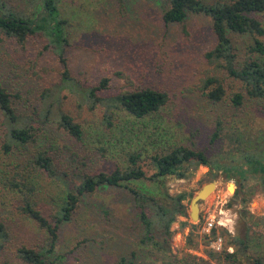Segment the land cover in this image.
<instances>
[{"label": "rangeland", "instance_id": "obj_1", "mask_svg": "<svg viewBox=\"0 0 264 264\" xmlns=\"http://www.w3.org/2000/svg\"><path fill=\"white\" fill-rule=\"evenodd\" d=\"M6 1L18 9L34 8V0ZM169 4V0H58L66 20V64L41 34L22 44L0 33V81L23 111L32 110L46 90H58L65 68L84 88L109 79L108 87L99 92L103 100L96 103L87 98L83 101L80 93L68 88L57 91L62 109L82 125L84 140L60 129L57 118L44 125L40 144L55 145L52 153L57 166L70 181L83 173L126 167L129 153L135 152L142 154L140 164L151 176L154 169L150 157L181 144L203 150L213 159L225 154L228 163L234 162L232 157H237L238 151L264 149V98L251 99L240 81L208 61L205 54L216 43L210 17L189 13L184 23H166L163 14ZM257 17L264 24V13ZM231 36L241 58L247 57L253 37ZM212 76L219 77L226 90L219 103L209 100L203 89L206 79ZM143 87L169 94V101L147 118L136 119L108 104L109 98L121 92ZM237 91L245 95L240 107L231 101ZM106 116H111V121ZM220 120L222 135L212 142ZM21 157L0 152V217L10 233L0 250V264H29L18 249L49 248L51 242L46 230L18 212L20 192L5 187ZM261 174L242 175L236 170L201 165L187 168L185 177L168 175L159 181H136L139 188L161 196L188 194V216H179L172 225L174 235L168 255L139 242L143 226L126 187L98 188L82 197L73 219L60 224L57 247L50 259L53 264H119L121 257L130 259L131 264H226L219 257H208L211 249L201 227L209 214L225 218L228 226L216 229L214 235L221 233L226 247L236 250L234 237H249L248 254L257 257L264 251ZM33 178L35 199L55 221L52 199L64 198L63 185L41 171H35ZM212 181L216 182L215 188L200 200V220H193L192 199ZM231 182L235 184L234 192L229 191ZM242 261L253 264V260Z\"/></svg>", "mask_w": 264, "mask_h": 264}, {"label": "trees", "instance_id": "obj_2", "mask_svg": "<svg viewBox=\"0 0 264 264\" xmlns=\"http://www.w3.org/2000/svg\"><path fill=\"white\" fill-rule=\"evenodd\" d=\"M169 7L164 11L166 23H184L189 13L204 14L211 18L212 30L216 36L214 47L205 54L209 62L215 64L217 70H225L230 77L240 81L251 99L264 98V24L257 17L264 13V0H169ZM31 11L15 8L6 0H0V33L25 44L34 35L46 37L55 49L61 61L64 57L68 38L65 32L66 20L62 17L58 0H34ZM231 33L250 34L253 41L248 47V55L241 58ZM65 68L62 84L57 85L60 91L68 88L80 93L81 99L87 98L92 103L102 101L99 92L106 89L109 79L103 78L99 85L82 87ZM204 92L207 98L215 103L224 100L226 90L219 77L206 79ZM56 88L45 91L41 100L30 111L19 109L14 95L0 81V152L4 155H21L20 162L12 171L13 176L7 180L5 187L20 192L21 201L17 204L18 212L35 221L40 228L47 231L51 240L49 248L37 249L22 246L18 253L29 264H53L50 254L55 251L59 239L60 224L73 219L78 211L82 197L94 193L102 187H126L132 195L138 209V216L143 226V234L139 242L146 247H153L156 252L168 255L171 253L173 238L172 225L179 216H188L185 192L164 196L139 188L135 182L145 179L159 181L168 175L186 176V169H197L201 165L211 169L234 170L242 175L249 172L262 173L264 184V149H248L235 153L232 157L236 163H228L225 154L211 158L205 151L186 145H176L169 150L156 152L150 157L154 173L148 176L140 164L142 154L129 153L128 165L117 167L112 172L100 171L77 175L73 181L68 174L62 172L52 151L54 144L42 145L44 125L53 118L59 120V127L77 140H84L85 131L76 119L62 109V99ZM18 97V96H17ZM51 103H47L49 99ZM48 99V100H47ZM53 99V100H52ZM244 92L237 91L231 97L235 107L244 104ZM111 107L126 111L136 119H144L157 113L168 101L169 94L152 87L130 89L107 100ZM111 121V116H106ZM222 122L212 135V142L222 135ZM39 143V144H38ZM41 171L54 181H59L65 189L63 199H52L56 207L52 221L36 198V183L33 174ZM7 177H5L6 179ZM185 225V223H184ZM216 230H214L213 235ZM10 239L5 221L0 217V250ZM237 249L233 252L221 253L212 251L209 258L223 259L226 264H244V260L253 264H264V251L257 257L250 256L249 237L235 236ZM252 259V260H251ZM202 260V259H200ZM203 261V260H202ZM119 264H131L130 259L121 257ZM190 264H197L195 261Z\"/></svg>", "mask_w": 264, "mask_h": 264}, {"label": "built area", "instance_id": "obj_3", "mask_svg": "<svg viewBox=\"0 0 264 264\" xmlns=\"http://www.w3.org/2000/svg\"><path fill=\"white\" fill-rule=\"evenodd\" d=\"M227 223L225 218L222 217L221 219L217 217L215 214H209L205 220L204 224L201 227V232L204 234V237L209 241V248L212 251L221 253L224 251L233 252L234 249L225 246L224 237L221 233L213 235L214 230L222 227H227Z\"/></svg>", "mask_w": 264, "mask_h": 264}, {"label": "water", "instance_id": "obj_4", "mask_svg": "<svg viewBox=\"0 0 264 264\" xmlns=\"http://www.w3.org/2000/svg\"><path fill=\"white\" fill-rule=\"evenodd\" d=\"M231 184L235 186L233 182H231ZM215 186H216V182L214 181L205 184L192 199L190 216L193 220L195 219L200 220V213H201L200 200L205 199L207 195L210 193V191L212 190V188H214ZM234 191H235V188H234Z\"/></svg>", "mask_w": 264, "mask_h": 264}, {"label": "bare ground", "instance_id": "obj_5", "mask_svg": "<svg viewBox=\"0 0 264 264\" xmlns=\"http://www.w3.org/2000/svg\"><path fill=\"white\" fill-rule=\"evenodd\" d=\"M231 184V183H230ZM215 188V187H214ZM229 191H234V185L233 184H231L230 186H229Z\"/></svg>", "mask_w": 264, "mask_h": 264}]
</instances>
